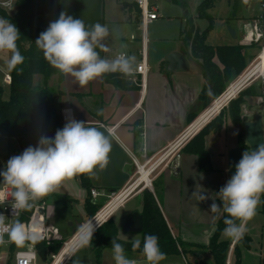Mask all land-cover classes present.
Segmentation results:
<instances>
[{"label": "crops", "instance_id": "crops-1", "mask_svg": "<svg viewBox=\"0 0 264 264\" xmlns=\"http://www.w3.org/2000/svg\"><path fill=\"white\" fill-rule=\"evenodd\" d=\"M123 1L128 0H55V12L39 15L35 20L37 26L47 29L50 22L59 18L61 12H66L73 18L82 19L86 26L97 22L107 25L110 30V35L105 40L108 49L134 55L136 63L140 61L141 53L144 51L149 69L146 86L140 85L135 90L117 88L113 84L104 82L103 76L89 82L85 87H80L71 76H65L62 82L57 75L50 77L49 86L63 92L54 99V106L62 114L64 124L69 119L75 118L87 123V126L97 127L106 135L110 134L112 145L107 167L103 171L97 169L95 175L87 174L92 190L99 191L101 195L93 199L91 192L74 177L65 181L55 192L42 198L47 205V223L57 227L63 238L73 235L77 231L75 227L83 225L90 219L92 212L95 215L106 203L110 193L118 192L128 186L138 174V166L148 162L153 163L219 97H214V88L208 82L202 61L195 57L191 46L184 43L183 38L186 34L184 31L190 29L191 18L185 15L170 17V21L177 18L173 35L165 45L158 46L157 42L164 38L158 34L152 36L149 27L159 18L151 22L146 31H143L141 17L136 19L135 11H127ZM262 1L260 0L261 5ZM4 2L8 0H0V4ZM182 3H186V0H182ZM252 3L253 0H244L237 17L230 18L232 0H225L221 4L223 14L219 18L225 29L218 34L217 43L208 42L213 29L206 38V43L212 46H242V59L239 64L244 62L246 65L242 74L257 59L259 51L264 46V41L253 43L244 41L246 23H252L259 18L264 23V9L261 13L254 14ZM184 13L186 14L185 10ZM184 22L189 23L188 30ZM193 24L200 31L208 27L201 30L194 22ZM231 28L235 30L236 37L231 35ZM152 43H156L154 51ZM121 45L127 47L121 48ZM172 52H180L187 57L188 70L169 71V64L165 58ZM100 55L102 58L108 57L107 52L100 51ZM214 62L220 69L224 68L217 56ZM7 73H10L9 68L4 70L0 67V81L4 80V75ZM239 76H236L235 80ZM129 79L135 81L130 77ZM259 79L261 77L252 79L249 85ZM5 84L8 90L10 84ZM1 86L5 93L6 86ZM250 98L252 97L248 99ZM245 106H243V117L247 114L246 109L250 110V106H246V109ZM221 112L224 115L222 128L219 131L210 130L204 138L205 149L210 158L205 170L200 168V158L194 151V136L176 155L168 159L154 178L153 192L172 235L191 246H207L217 229V223L224 214L218 193L230 179L228 156L233 149L240 147L239 129L230 118L229 104ZM245 121L246 118L244 123ZM229 122L237 130L234 136L229 134ZM136 131L139 132L138 137L135 135ZM7 155L11 158L9 154ZM161 166L162 164L158 168ZM4 168L6 167L3 164L0 170L4 171ZM194 192H201L207 199L198 201ZM213 202L221 206L220 212H211L210 206ZM88 204L91 205L89 209ZM124 205L111 217L118 228V237L120 225L125 223L131 213L136 210L141 212L140 209L134 208L116 221L114 217ZM196 205L199 211L196 210ZM257 213L264 215L259 209ZM69 220L71 223L63 224ZM256 225V223L252 226L247 225L246 233L252 238L251 248L246 249L248 251L252 250L255 242ZM222 239L232 240L224 233Z\"/></svg>", "mask_w": 264, "mask_h": 264}, {"label": "clouds", "instance_id": "clouds-1", "mask_svg": "<svg viewBox=\"0 0 264 264\" xmlns=\"http://www.w3.org/2000/svg\"><path fill=\"white\" fill-rule=\"evenodd\" d=\"M14 6L15 0H8L5 5L10 10ZM109 35L107 25L97 22L86 26L82 19L61 12L59 18L40 33L35 44L53 68L64 76L74 78L80 87H85L107 73L134 76V55L120 51L111 59L101 57L100 51H109L105 44ZM19 36L16 25L0 17V52L10 53L9 69H15L25 59L17 46ZM126 47L121 45V48ZM111 146L110 134L71 118L56 131L54 138L41 135L36 146L30 145L21 154L9 158L0 176L3 177L2 184L11 191L0 193V205L10 200L12 218L0 213V246L11 243L22 248L29 243L40 242L46 231L45 224L39 220L25 223L13 217L30 211L37 201L55 192L65 181L82 174L95 175L97 169L103 171L109 163ZM235 169L218 194L223 211L228 214L224 220V234L240 240L247 232L248 222L255 217L260 196L264 194V143L255 150L244 151ZM193 194L198 201L207 199L201 192ZM195 208L199 211L197 205ZM210 210L218 213L221 206L213 202ZM97 226L98 223L94 224L93 220L78 226L81 247L91 245ZM111 245L115 264H136L135 260L127 257L124 246L116 239L111 240ZM132 250H141L147 264H161L167 259L156 235H146L142 248L141 240L134 239Z\"/></svg>", "mask_w": 264, "mask_h": 264}, {"label": "trees", "instance_id": "trees-1", "mask_svg": "<svg viewBox=\"0 0 264 264\" xmlns=\"http://www.w3.org/2000/svg\"><path fill=\"white\" fill-rule=\"evenodd\" d=\"M216 0H203L197 7V18L209 21L208 27L204 31L195 28L191 21L188 31H184L183 38L185 45L191 46L195 57L202 61L204 72L208 82L214 88V97L220 96L236 78L242 74L246 65L239 64L242 59V46H212L206 43L208 33L214 28L215 19L211 15L210 10L215 6ZM244 0H232V8L230 18L237 17L239 11L243 7ZM123 5L127 11L134 10L136 19L141 17V9L134 2L123 1ZM56 10L55 0H16V11L14 15H8L0 8V15L10 22L14 23L20 32L17 46L21 55L24 56V62L17 65L15 69H10L11 83L9 86V96L5 98L4 88L0 85V129L4 130L9 137L15 138L24 151L28 146H36L41 135L48 137L55 136L58 129L64 127L62 114L54 106V99L62 95L63 92L53 89L49 86V79L52 75H57L59 81L65 78L59 71L53 68L44 58L43 51L39 49L35 41L40 33L46 29L36 25L35 20L39 15L52 14ZM218 57L224 65L220 69L214 62V58ZM43 77L42 84L36 86L34 84L35 76ZM106 83L113 84L117 88L123 90H135L140 86L139 81L130 80L123 74L107 73L103 75ZM264 97V83L258 87L253 85L242 90L236 98L229 103V115L232 122L239 129V143L241 150L251 151L245 140L243 106L248 103L249 97ZM224 124V115L215 117L210 123L194 137V151L200 158V168L205 170L209 163V154L205 149L204 138L210 130L219 131ZM136 137L139 132H135ZM9 156L0 153V167L7 164ZM80 184L89 192L92 190V184L87 174L76 176ZM260 212L264 213V194L260 196ZM91 205L88 204V209ZM30 211L19 219L21 222L27 221L30 217ZM141 213L144 215V230L141 233V248L146 235H156L159 238V245L162 252L166 255H178L179 246L187 255H192L195 264H226L228 252L232 240L222 239L224 228L226 227L224 220L228 215L224 212L223 216L217 223V229L211 237L207 246H191L187 245L175 238L166 222V219L160 209L155 195L148 189L143 190L141 200ZM94 212L91 213L93 216ZM237 223H239L237 221ZM96 240L94 249L100 254L102 248L112 247L111 240L116 239L117 242L124 246L125 251L131 254H140L141 250H132V241H125L118 237V228L110 218L103 226H101L94 234ZM252 238L245 233L242 239L237 240L233 249L231 264H241V248H251ZM63 243L55 241L53 245L46 242L36 243L41 261L47 259L49 251L59 252ZM188 248H187V247ZM17 249L15 244L10 246V254ZM207 251L211 256V262L202 260L203 253ZM143 256V255H142ZM236 258V260H234Z\"/></svg>", "mask_w": 264, "mask_h": 264}, {"label": "built area", "instance_id": "built-area-1", "mask_svg": "<svg viewBox=\"0 0 264 264\" xmlns=\"http://www.w3.org/2000/svg\"><path fill=\"white\" fill-rule=\"evenodd\" d=\"M132 1L137 6H139V8L141 9V28L143 31H146L148 25L151 22H153L154 20H157L159 18L157 6L154 4H151L150 0H132ZM7 3L8 2L1 3L0 8L3 9L8 15H14L15 11H16V0H15V6L12 10L5 7V5ZM262 7L264 8V0L262 1ZM0 17H3V16L0 15ZM244 30H245L244 31V41H247L249 43L264 41V23H262L261 18L254 20L252 23H246L244 25ZM262 51H264V46L261 49V52ZM119 52L120 51H115V50L109 49V51L107 52V54H108L107 58H109V59L114 58L115 55H117ZM259 58H260V54L258 55V57L256 59L257 62L253 65V67H255L259 64V62H260ZM148 71H149V69H148V64H147V56H146V53L144 51H142L141 59L135 65L134 76L130 77V78L134 79L135 81H139L140 85L145 87L146 83H147L146 79H147ZM249 71L250 70H248V71L246 70L243 74H241L239 76V78L237 80H235L233 83H231L229 85V87L225 90V92L223 94H221L217 99H215L214 102L206 109V111L204 113H202V115H200L175 141H173L159 155V157L153 163L150 164V162H148L142 166L147 167L148 169L154 168V170L152 171V174H153V172L156 171L158 166L163 164L170 157L176 155L178 153V151L190 139H192L196 134H198L203 129V127L208 122L211 121V119L213 117L220 114L221 111L234 98H236L237 95L242 90H244L249 85V83L252 81V79H250V78L248 80H246L245 83H243V85L238 89L236 94H234L232 97L224 100V97H226V94L228 93V90L231 88V86L234 83L243 80ZM256 77H261L262 82L264 83V74L263 75H257L253 79H255ZM11 80H12V78H11L10 73H7L4 75L3 81L5 83L10 84ZM259 98H260V104L263 105V107H264V97L260 96ZM217 101H223V104L220 106V108L217 110V112H214V114L211 115L209 121L206 124H204L201 128H196L195 124H197V122L201 118H203L204 115L212 112ZM140 167L141 166H138V175L140 174ZM138 178H139V176L137 178H135V180H133L128 186H126L122 190H120L118 192L110 193L108 195L106 203L98 210V212L95 215H93L90 219H88L83 224L87 223L90 220H93L94 224L98 223V226L96 227V229L94 231V233H95L101 226H103L112 217V215L121 206H123L125 204V202L128 199H130L134 195L139 194L140 192H142L145 189L153 190V179L152 178H151V182H150V187L147 185L146 186L142 185L141 188L139 187L140 184L134 186L135 183L137 182ZM2 183L3 182L0 181V193L10 192L11 189H9L7 186L3 185ZM137 189H139V190H137ZM91 195H92V198L95 199L99 195H101V193L99 191L93 189V190H91ZM121 197H123V198H121ZM9 203H10V200L7 203H5L4 205H0V213L5 214L9 219H11L12 218V209H11V206ZM46 210H47L46 202L43 199H40L39 201L36 202L35 206L32 208V212L30 214L29 219L27 221H23V222L29 223L32 220H39V222L45 224L46 231L44 233V238L40 242H46L48 245H52L55 241H60L63 243L61 249L57 253L51 252L50 262L46 263V262L40 260L36 244L33 245V244L29 243L25 247H22L21 249L17 250V252L15 254L14 262L12 264H67L70 262L73 253L80 246L77 231L68 240H65L57 227L47 223ZM25 213H26V211H23L19 214L18 217H13V219H17V218L20 219ZM236 243H237V240L234 239L230 245L226 264H231L232 253H233V249H234ZM70 244H72L71 247H69ZM9 245L11 246V243H9ZM0 249H1V246H0ZM65 250H66V252H65ZM178 255L180 257V261L169 263V264H192L180 246H179V254ZM0 259H3V256H1V254H0ZM130 259L135 260L136 264H139V261H137L136 259H134V258H130Z\"/></svg>", "mask_w": 264, "mask_h": 264}, {"label": "rangeland", "instance_id": "rangeland-1", "mask_svg": "<svg viewBox=\"0 0 264 264\" xmlns=\"http://www.w3.org/2000/svg\"><path fill=\"white\" fill-rule=\"evenodd\" d=\"M203 0H186V3H182V0H150L151 4H154L158 7V15L159 19L155 21L152 25H150L149 30L151 35L154 34L160 35V37H163L164 39L162 41L157 42L158 46L165 45L168 40L173 35V31L175 30V25L177 18H173V20H169L170 17H175L177 15L180 16H187L190 17L191 20L200 27L201 30L205 29L208 26V21L204 19H197V7ZM225 0H216L215 6L210 10V13L216 17L215 20V26L209 36L208 42L210 43H217V37L218 34L221 32L222 29H225L223 23L219 20L220 16L223 14L222 5ZM184 7V9H183ZM264 8L261 5L260 0H253L252 3V10L254 14H259L262 12ZM184 10L186 14L184 13ZM174 21V22H173ZM179 25V23H178ZM184 26H186L187 30L189 27V23L184 22ZM185 29V27H184ZM152 50L154 51V48L156 47V43H152ZM261 53V50L259 51V54ZM10 59V53L7 52H0V67L4 70H8V60ZM257 61H253L252 65L248 67V70H251L253 65ZM7 68V69H6ZM43 77L41 75H36L34 84L36 86H40L42 84ZM262 79H259L258 81L251 83L249 86L253 85V87H258V85H261ZM1 85L6 86L5 89V98H8L9 96V89L7 90V85L0 81ZM260 96L258 97H252L248 99V103L246 106H250V110H247V114L244 116V118H247L248 120H254L256 115H261L263 120V128H264V107L260 104ZM244 111V110H243ZM228 129L229 134L236 135V128L232 126L231 122L228 123ZM0 152L2 154H9L10 157L19 155L22 153L21 146L18 143V141L13 138L9 137L6 132L2 129H0ZM168 159L162 164L161 167H159L156 171L153 172L151 175V178L153 179V186H154V178L157 175L158 171L165 166ZM4 166L5 162H4ZM5 170V168H4ZM1 171V170H0ZM3 171V170H2ZM139 175L137 174L135 178H137ZM135 180V179H134ZM0 181L3 182V177L0 176ZM141 188V187H140ZM139 188V189H140ZM137 189V190H139ZM149 190V189H148ZM153 194V190H149ZM142 194L143 191L137 194L136 198H131L124 207L119 210V212L115 215L114 219L116 221H119L124 213L128 212L129 210H132L134 208L141 210V200H142ZM155 195V194H154ZM260 208V205H258L257 209ZM114 222V221H113ZM71 223V221H65L63 222L64 225H67ZM254 223L257 225V229H255V242L253 243V248L251 251L246 250V248H241V264H264V215L258 214L256 212L255 217L248 222V226H252ZM78 227H75L77 229ZM70 236L64 237L65 240H68ZM119 237L122 240L125 241H132L134 239H141V233L138 232H127L123 230V225H120L119 230ZM7 239V237H5ZM96 239L93 238L91 245L86 247L79 246L78 249L73 253L71 260L67 264H114L115 261L113 259L112 254V247H105L102 248L100 251V254L94 249L96 245ZM234 239L232 238V241ZM182 242V241H181ZM53 245V244H52ZM187 247V246H186ZM188 248V247H187ZM18 248L14 251V253L10 254V245H4L1 246L0 254L3 256V259H0V264H12L15 259V254L17 252ZM53 251H49L47 254V259L45 260L46 263L50 262V254ZM55 253V252H54ZM127 257L134 258L137 261H139V264H147L145 258L141 255H132L130 253L125 252ZM167 259L164 261H161V264H169L173 262H179L180 257L179 255H166ZM188 259L192 264H195L194 258L192 255L187 254ZM211 256L206 251L202 257V260L205 262H211ZM236 260V258H234Z\"/></svg>", "mask_w": 264, "mask_h": 264}, {"label": "water", "instance_id": "water-1", "mask_svg": "<svg viewBox=\"0 0 264 264\" xmlns=\"http://www.w3.org/2000/svg\"><path fill=\"white\" fill-rule=\"evenodd\" d=\"M132 1V0H128ZM231 35L235 36V30L230 29ZM169 64V71H186L189 69V61L187 57L180 52H172L165 58ZM245 129V140L250 150H255L261 143H264V128L263 120L261 115H256L254 120H248L244 123ZM243 151L240 147L233 149L228 156L229 171L228 175L231 177L236 169L235 165L242 158ZM123 230L127 232H138L142 233L144 230V215L140 211H134L127 218L123 224Z\"/></svg>", "mask_w": 264, "mask_h": 264}, {"label": "bare ground", "instance_id": "bare-ground-1", "mask_svg": "<svg viewBox=\"0 0 264 264\" xmlns=\"http://www.w3.org/2000/svg\"><path fill=\"white\" fill-rule=\"evenodd\" d=\"M259 64L255 67H253L246 75V77L241 80L238 81L236 83H234L231 88L228 90V93L226 94V97H224L225 99H228L230 97H232L234 94H236V92L238 91V89L243 85V83H245L246 80L253 79L255 76L257 75H263L264 74V51H262L260 53V58H259ZM223 100V101H224ZM223 101H217V103L215 104L213 110L211 113L206 114L203 116V118H201L197 124H195L196 128H201L204 124H206L211 115L214 114V112H217V110L220 108V106L223 104ZM154 170V168L148 169L147 167L141 166L140 167V174H139V178L137 180V182L135 183L134 186L139 185V187H141L142 185H147L150 187V182H151V175H152V171ZM138 187V188H139ZM123 198V197H121ZM120 198V199H121ZM72 244L69 245V247H71ZM66 252V250H65Z\"/></svg>", "mask_w": 264, "mask_h": 264}]
</instances>
